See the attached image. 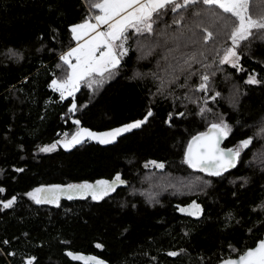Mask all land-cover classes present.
Masks as SVG:
<instances>
[{
  "label": "trees",
  "instance_id": "obj_1",
  "mask_svg": "<svg viewBox=\"0 0 264 264\" xmlns=\"http://www.w3.org/2000/svg\"><path fill=\"white\" fill-rule=\"evenodd\" d=\"M92 2L0 0V264H9L5 255L14 264H80L65 251L92 254L106 264H215L236 257L264 232V83H245L249 75L264 81V35L254 30L241 42L243 70L218 65L213 54L204 61L211 68L187 66L195 74L186 80L188 72L170 65L182 64V54L200 49L199 43L164 60L161 49L142 55L129 33L130 50L117 74L98 91L81 85L73 114L72 98L60 99L51 81L64 74L60 56L77 41L71 26L96 15ZM172 15L164 17L170 33L176 30ZM196 19L185 14L179 26L185 38L192 32L198 38ZM217 41L218 51L231 46L226 33ZM210 71L215 75L207 96L221 95L205 105L206 94L191 89L200 73ZM202 107L212 111L202 116ZM149 110L147 123L115 143L85 140L70 150L58 144L52 152L39 151L79 127L105 131L143 120ZM220 117L232 127L223 147L247 138L252 144L236 168L214 177L182 161L189 138ZM153 160L165 168H146ZM117 174L126 184L99 201L63 197L56 206L28 195L37 188L111 181ZM13 197L14 205L3 208ZM190 201L200 205L199 216L177 211Z\"/></svg>",
  "mask_w": 264,
  "mask_h": 264
},
{
  "label": "snow or ice",
  "instance_id": "obj_2",
  "mask_svg": "<svg viewBox=\"0 0 264 264\" xmlns=\"http://www.w3.org/2000/svg\"><path fill=\"white\" fill-rule=\"evenodd\" d=\"M91 7L98 9V14L87 17L83 23L71 28L74 39L78 41L77 46L60 56L67 68L61 78L51 81V86L55 92L59 93L60 99L72 98L69 112L73 114L78 111L75 94L80 90L81 85L98 91L117 74L122 60L130 50L129 33L137 38L136 42L142 55H150L155 49H161L164 60H168L173 52H179L182 46L189 48L199 43L200 49H193L191 52L182 54L180 57L182 64L178 60L176 65H170L177 72H188L186 80L195 74L187 66L196 62L201 63L203 67L211 68V64H206L204 61L213 54L219 57L218 65H230L234 69L243 70L239 65L240 54L238 52L241 42L253 36L254 30L264 35V0H93ZM170 14H174L171 24L176 26V30L171 33L168 31L167 21H164V17ZM185 14L197 18L195 27L200 30L198 38L194 39L197 37L196 32H192L191 36L185 38L184 33L180 31L179 26L184 23ZM162 21L163 26H159ZM101 26L106 27L100 30ZM211 28H216V31H212ZM176 32H179V35ZM225 33L231 41V46L218 51L216 49L217 37ZM170 43L173 45L171 48H169ZM214 75L215 72L211 71L200 73L199 84L191 89L193 92L206 94L205 105L209 98L215 102L221 95L220 92H215L214 95L207 96L212 91L211 77ZM164 83L161 80V90H163ZM245 83L258 85L264 81L257 79L255 75H249ZM211 111V108L202 107L199 114L203 116ZM152 115L153 112L149 110L143 120L103 133H96L82 127L70 139L66 137L64 141L43 146L39 151L52 152L58 144L70 150L84 143L85 140L96 141L100 144L115 143L116 139L124 133L142 127ZM178 115L184 116V113L181 112ZM167 122L171 124V116ZM74 123L79 125L80 120L77 119ZM231 133L232 127L223 117L218 118L211 123L206 132L192 138L182 163L195 171L214 177L222 176L230 169L236 168L240 163L242 151L249 148L252 139H244L234 148H222L220 145ZM261 134H264V129H261ZM145 167L163 170L165 165L153 160L145 164ZM18 171H23V169H18ZM125 184L126 181L120 174H117L111 182L100 180L95 184L82 183L37 188L28 195L37 204L52 203L59 206L58 201L62 195L67 199H73L77 195L82 198L90 195L93 200L99 201L115 192L117 186ZM2 191L3 189L0 188V192ZM14 203L15 197L4 202L3 208H11ZM180 211L192 216H199L202 213L200 205L195 203L190 209L181 208ZM177 254L176 252L168 253L170 256ZM68 255L74 260H82L84 264H103L95 257L85 260L71 252ZM28 264H34V259L29 260ZM224 264H264V240H261L255 248L246 250L237 259L225 260Z\"/></svg>",
  "mask_w": 264,
  "mask_h": 264
},
{
  "label": "water",
  "instance_id": "obj_3",
  "mask_svg": "<svg viewBox=\"0 0 264 264\" xmlns=\"http://www.w3.org/2000/svg\"><path fill=\"white\" fill-rule=\"evenodd\" d=\"M210 126H211V125H208V126L206 127L205 130L200 131V132L194 134L192 137L189 138V140L187 141L186 146H185L184 156H185V152H186V150H187V146H188V144L191 142L192 138H193L194 136L200 134V133L206 132ZM220 146H221L222 148L228 149V148H226V147H223L222 144H221ZM111 181H112V180H111ZM111 181H110V182H111ZM74 184H77V183H74ZM66 186H67V185H66ZM193 203L197 204L195 201H190V202L187 203L186 205H180V206H178V207H177V211H178L179 213H181V214L188 215L187 212H181L180 209H181V208H183V209H190V208H191V205H192ZM198 205H199V204H198ZM190 216H192V215H190ZM192 217H196V216H192ZM261 240H264V232L261 234V237H260V238L254 243L253 246L246 248L242 253H240V254L237 255L236 257H226V258H224V259L219 260V261L216 262L215 264H224V261H225V260H228V259H233V260H235V259H237V258H238L241 254H243L246 250H249V249H253V248H255ZM69 252H71V253H72L73 255H75V256L83 257L85 260L90 259V258H92V257H95V258H97L98 260L102 261L103 264H106V262H105L104 260H102L101 258H99V257H97V256H95V255H92V254L82 253V252L65 251V256L67 257L68 260H70V261H72V262H77V263H80V264H84V262H83L82 260H74V259H72V258L68 255Z\"/></svg>",
  "mask_w": 264,
  "mask_h": 264
},
{
  "label": "rangeland",
  "instance_id": "obj_4",
  "mask_svg": "<svg viewBox=\"0 0 264 264\" xmlns=\"http://www.w3.org/2000/svg\"><path fill=\"white\" fill-rule=\"evenodd\" d=\"M98 9H96V14H98ZM84 22V21H83ZM83 22H79V23H77V24H80V23H83ZM94 22V21H93ZM77 24H75V25H77ZM75 25H73V26H75ZM73 26H71V28L73 27ZM104 27H106V26H101V28H100V30H104ZM71 35H72V38L74 39V34L71 32ZM85 39H87V37H85ZM74 40H76V39H74ZM80 43H82L83 41H79ZM77 43H78V41H76L71 47H69L67 50H66V52L65 53H67L69 50H71L72 48H74V47H76L77 46ZM73 63H75V60L73 59ZM52 87V86H51ZM136 121H139V120H136ZM136 121H133V122H136ZM133 122H130V123H133ZM130 123H126V124H122V125H119V126H117V127H114V128H112V129H109V130H105V131H94V132H96V133H103V132H107V131H111V130H114V129H116V128H119V127H123V126H125V125H127V124H130ZM80 128H82V127H79L78 129H77V131L76 132H78L79 130H80ZM83 128H85V127H83ZM90 131H92V130H90ZM75 132V133H76ZM74 133V134H75ZM73 134V135H74ZM72 135V136H73ZM71 138V137H70ZM70 138H68V139H70ZM93 142H96V141H93ZM98 143V142H97ZM61 146H62V144H61ZM63 147V146H62ZM64 148V147H63ZM32 192H34V191H32ZM88 196H90V195H88ZM10 257V256H9ZM10 261V264H14L13 263V261H11V260H9Z\"/></svg>",
  "mask_w": 264,
  "mask_h": 264
},
{
  "label": "flooded vegetation",
  "instance_id": "obj_5",
  "mask_svg": "<svg viewBox=\"0 0 264 264\" xmlns=\"http://www.w3.org/2000/svg\"><path fill=\"white\" fill-rule=\"evenodd\" d=\"M77 196H78V195H77ZM63 197H65V196L62 195V196L60 197V199L63 198ZM60 199H59V200H60ZM58 202H59V201H58ZM186 204H187V203H186ZM186 204H185V205H186ZM184 215H185V214H184ZM187 216H190V215H187ZM190 217H191V216H190Z\"/></svg>",
  "mask_w": 264,
  "mask_h": 264
},
{
  "label": "built area",
  "instance_id": "obj_6",
  "mask_svg": "<svg viewBox=\"0 0 264 264\" xmlns=\"http://www.w3.org/2000/svg\"><path fill=\"white\" fill-rule=\"evenodd\" d=\"M4 253V252H3ZM5 255V254H4ZM6 256V258H7V261H8V263L10 264V261L8 260V256L7 255H5Z\"/></svg>",
  "mask_w": 264,
  "mask_h": 264
}]
</instances>
